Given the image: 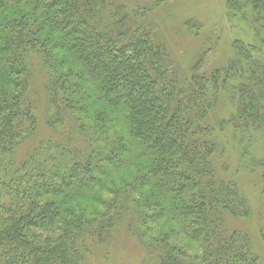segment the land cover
Segmentation results:
<instances>
[{"label":"trees","instance_id":"1","mask_svg":"<svg viewBox=\"0 0 264 264\" xmlns=\"http://www.w3.org/2000/svg\"><path fill=\"white\" fill-rule=\"evenodd\" d=\"M225 11L257 46L234 40L225 64L184 77L146 8L0 0V264H82L124 213L154 264H258L249 237L226 228L249 209L216 176L206 120L227 94V122L262 144L253 166L264 181V63L253 56L264 50V0H225ZM34 62L46 70V122L69 136L16 163L36 126Z\"/></svg>","mask_w":264,"mask_h":264},{"label":"rangeland","instance_id":"2","mask_svg":"<svg viewBox=\"0 0 264 264\" xmlns=\"http://www.w3.org/2000/svg\"><path fill=\"white\" fill-rule=\"evenodd\" d=\"M129 10L146 8L147 21L155 24L159 38L171 53L172 62L180 76H189L192 67L208 72L234 56L232 41L257 46L253 32L242 22L230 21L225 11V0H118ZM193 20L194 25L187 22ZM264 63V50L253 53ZM37 62V59L35 60ZM199 65V66H198ZM35 79L31 99L35 102L36 126L30 138L15 150L14 161L45 140L67 139V129L53 128L46 122V70L34 62ZM235 113V104L227 94L219 92L216 107L206 122L212 127L211 138L215 143L212 157L216 176L233 181L242 193L249 213L246 217H225L227 230H240L250 240L251 251L258 264H264V181L257 159L262 156V144L256 138L242 140L240 131L228 123ZM246 143V144H245ZM102 198L112 194L101 192ZM129 214L124 213L122 222L103 243L92 244L82 264H154L141 245L138 237L129 229Z\"/></svg>","mask_w":264,"mask_h":264}]
</instances>
